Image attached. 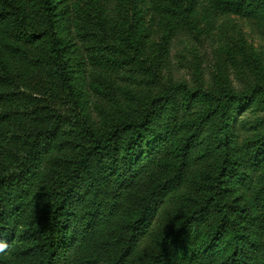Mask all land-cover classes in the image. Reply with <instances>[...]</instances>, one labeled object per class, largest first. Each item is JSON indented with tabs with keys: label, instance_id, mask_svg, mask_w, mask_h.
Wrapping results in <instances>:
<instances>
[{
	"label": "trees",
	"instance_id": "obj_1",
	"mask_svg": "<svg viewBox=\"0 0 264 264\" xmlns=\"http://www.w3.org/2000/svg\"><path fill=\"white\" fill-rule=\"evenodd\" d=\"M149 1L170 19L194 3ZM215 5L240 13L252 0ZM30 9L41 15L39 33L28 23ZM59 15L54 0H0V129L11 122L30 127L0 173V264H264V221L254 211L264 206V134L244 141L259 144L244 174L231 140L235 114L253 111L264 87L215 93L177 84L100 134L81 110ZM90 23L77 31L90 66L118 71L124 60L107 42L109 26L100 21L101 35ZM40 42L44 51L35 52ZM34 78L45 103L24 92ZM203 96L217 105L214 150L195 157L191 141L201 131L188 130L176 145L178 160L161 159L166 171L135 191L152 174L153 141L169 130L160 123L163 112L190 109ZM209 163L208 171L198 167ZM229 189L233 199L223 197Z\"/></svg>",
	"mask_w": 264,
	"mask_h": 264
},
{
	"label": "rangeland",
	"instance_id": "obj_2",
	"mask_svg": "<svg viewBox=\"0 0 264 264\" xmlns=\"http://www.w3.org/2000/svg\"><path fill=\"white\" fill-rule=\"evenodd\" d=\"M192 1L193 5L182 4L180 14L170 19L149 0H54L60 12L57 30L67 45L81 110L100 134L108 131L114 121L139 113L145 102L164 95L177 84L215 93H222L223 89L251 93L258 85L264 87V0H252L251 9L245 8L240 13L217 9V0ZM86 19L92 21L90 29L101 35L100 21L109 26L107 42L121 50L124 60L118 71L104 72L90 66L85 44L77 37ZM27 20L38 33L42 31L40 13L30 9ZM32 46L35 52L44 48L41 42L38 47ZM119 61L122 62L121 58ZM41 88V79L34 78L24 87V92L45 103ZM256 95L254 110L237 112L232 124L231 140L240 151L239 171L243 174L250 171L254 163L251 158L259 146L257 142L245 144L244 141H255L264 134V127L259 124L264 119V96ZM205 97L193 102L190 109L184 106L176 113L163 112L165 120L160 119V123L169 130L165 138L153 141L157 154L153 158L152 174L140 183L136 181L135 191L141 192L166 171L168 164L159 165L161 159L178 160L175 148L188 130L201 131L191 141L195 157L214 150L212 127L216 126L217 105L215 99ZM252 126L258 128L252 130ZM29 130L28 125L18 122L0 129L1 174L7 172V155L18 153L20 140ZM198 167L208 171L212 166L209 163ZM233 169L235 172L236 165ZM260 177L263 181L264 173ZM258 178L254 176L253 180ZM227 182L229 187L235 185L234 181ZM232 192L230 189L222 192L223 197L233 199L236 195ZM254 211L264 221V206Z\"/></svg>",
	"mask_w": 264,
	"mask_h": 264
}]
</instances>
